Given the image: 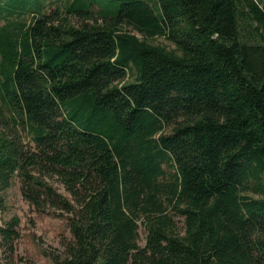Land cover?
<instances>
[{
    "label": "trees",
    "instance_id": "1",
    "mask_svg": "<svg viewBox=\"0 0 264 264\" xmlns=\"http://www.w3.org/2000/svg\"><path fill=\"white\" fill-rule=\"evenodd\" d=\"M44 9L0 0V207L67 220L52 264H264V0Z\"/></svg>",
    "mask_w": 264,
    "mask_h": 264
},
{
    "label": "rangeland",
    "instance_id": "2",
    "mask_svg": "<svg viewBox=\"0 0 264 264\" xmlns=\"http://www.w3.org/2000/svg\"><path fill=\"white\" fill-rule=\"evenodd\" d=\"M44 13H48L55 7H62L64 0H42ZM101 2V0H99ZM109 0H104L106 4ZM119 6V5H118ZM94 11L100 10L98 4L93 6ZM75 24L78 23L74 19ZM156 43L171 47L164 38H158ZM25 141L29 142L26 134ZM52 184L65 196H69L64 186L56 179ZM4 206L0 207V227L17 217L19 219V239L14 242V253L8 252V247L1 244L0 240V264H52L51 256L64 252V245L72 239L68 222L64 217L54 215L50 211L39 212L33 205L26 201L20 191L18 183H14L10 189L3 193ZM255 196V195H254ZM179 227L183 226V218L178 217ZM139 244L146 245L147 231L141 221Z\"/></svg>",
    "mask_w": 264,
    "mask_h": 264
}]
</instances>
